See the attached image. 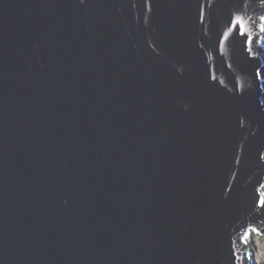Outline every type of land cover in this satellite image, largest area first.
I'll use <instances>...</instances> for the list:
<instances>
[{"label": "water", "instance_id": "1", "mask_svg": "<svg viewBox=\"0 0 264 264\" xmlns=\"http://www.w3.org/2000/svg\"><path fill=\"white\" fill-rule=\"evenodd\" d=\"M264 0H0V264H256Z\"/></svg>", "mask_w": 264, "mask_h": 264}, {"label": "rangeland", "instance_id": "2", "mask_svg": "<svg viewBox=\"0 0 264 264\" xmlns=\"http://www.w3.org/2000/svg\"><path fill=\"white\" fill-rule=\"evenodd\" d=\"M253 244V245H252ZM254 251V260L256 264L264 262V234L253 233V241L251 242Z\"/></svg>", "mask_w": 264, "mask_h": 264}, {"label": "bare ground", "instance_id": "3", "mask_svg": "<svg viewBox=\"0 0 264 264\" xmlns=\"http://www.w3.org/2000/svg\"><path fill=\"white\" fill-rule=\"evenodd\" d=\"M255 261V260H254ZM256 263V262H255Z\"/></svg>", "mask_w": 264, "mask_h": 264}, {"label": "trees", "instance_id": "4", "mask_svg": "<svg viewBox=\"0 0 264 264\" xmlns=\"http://www.w3.org/2000/svg\"><path fill=\"white\" fill-rule=\"evenodd\" d=\"M263 264H264V262H263Z\"/></svg>", "mask_w": 264, "mask_h": 264}]
</instances>
